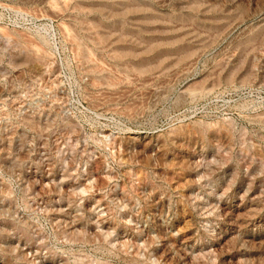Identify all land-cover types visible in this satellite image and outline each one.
Masks as SVG:
<instances>
[{
    "label": "rangeland",
    "instance_id": "rangeland-1",
    "mask_svg": "<svg viewBox=\"0 0 264 264\" xmlns=\"http://www.w3.org/2000/svg\"><path fill=\"white\" fill-rule=\"evenodd\" d=\"M0 264H264V0H0Z\"/></svg>",
    "mask_w": 264,
    "mask_h": 264
}]
</instances>
